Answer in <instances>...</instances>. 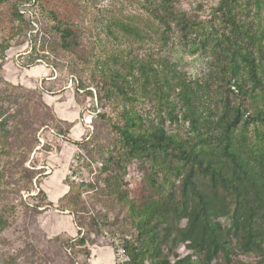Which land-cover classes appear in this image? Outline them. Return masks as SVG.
I'll use <instances>...</instances> for the list:
<instances>
[{"label":"trees","instance_id":"16d2710c","mask_svg":"<svg viewBox=\"0 0 264 264\" xmlns=\"http://www.w3.org/2000/svg\"><path fill=\"white\" fill-rule=\"evenodd\" d=\"M144 6L152 33L136 16L108 20L107 35L129 46L107 51L98 43L86 76L76 73L77 94L95 95L103 112L91 138L75 145L100 146L102 124L119 144L113 163L102 164L90 185L98 203L124 212L136 231L121 246L126 264H230L234 246L243 257L238 264H264V0H219L210 22L177 10L173 0H145ZM14 15L26 22L20 10ZM48 19L54 26L42 28V49L53 55L79 46L77 31L52 12ZM175 35L184 49L210 57L206 77L190 79L166 54ZM45 57L39 59L51 63ZM140 101L155 107L153 118L139 110ZM10 121H0L2 132ZM167 123L186 125L185 134L167 131ZM39 128L49 126L41 121ZM133 165L144 172L143 197H133L124 178ZM67 184L58 207L95 231L96 218L107 215L85 202L75 183ZM224 218L228 227L219 221ZM7 224L0 216V230Z\"/></svg>","mask_w":264,"mask_h":264},{"label":"rangeland","instance_id":"374dc122","mask_svg":"<svg viewBox=\"0 0 264 264\" xmlns=\"http://www.w3.org/2000/svg\"><path fill=\"white\" fill-rule=\"evenodd\" d=\"M144 2L31 0L24 4L23 0H7L0 3V121L4 117L13 120L5 132L0 130L1 143L5 145L0 146L4 150L0 161V216L8 221L6 228L0 230V264H106L98 259L110 256L114 261L117 248L135 239L136 231L124 212L110 204L98 203L92 187L102 164L113 163L119 145L117 137L109 134L102 124L100 146L90 144L84 150L75 145L91 138L96 116L103 112L95 95L84 96V91L77 94L76 73L83 72L86 76L83 70L99 54L98 43L107 51L129 46L125 41L116 43L107 35L108 20L136 16L141 18V26H148L152 33ZM218 2L173 0V5L195 19L210 22ZM16 9L25 13V23L16 21ZM51 12L78 32L79 46L53 55L41 48L42 28L54 26L48 19ZM180 42L175 35L166 54L173 57L190 79L206 77L210 57L202 52L192 54L193 47L184 49ZM137 52L141 56L145 54V51ZM44 56L51 63L39 59ZM44 87L48 92H43ZM90 91L95 92L93 88ZM137 105L145 114L155 116L152 104L140 101ZM32 119L36 121L29 128ZM41 121L47 122L48 130L39 128ZM186 127L166 124L167 131L181 135ZM88 164L90 167L82 168ZM25 169L35 172L29 174ZM124 178L133 197L144 196V172L139 165L129 167ZM67 180L76 184L85 202L97 210L102 208V213L107 215L106 219L96 218L95 231L78 225L72 213L58 207L59 200L69 191ZM40 190L43 194H39ZM219 221L223 227L230 225L227 218ZM81 238L87 240L85 247L77 245ZM242 258L234 246L230 264H238ZM256 259L255 256L251 260ZM218 264L227 263L219 259Z\"/></svg>","mask_w":264,"mask_h":264},{"label":"built area","instance_id":"2783aa9c","mask_svg":"<svg viewBox=\"0 0 264 264\" xmlns=\"http://www.w3.org/2000/svg\"><path fill=\"white\" fill-rule=\"evenodd\" d=\"M115 264H126L128 262V256L124 248L119 247L114 254Z\"/></svg>","mask_w":264,"mask_h":264},{"label":"crops","instance_id":"0c3cea01","mask_svg":"<svg viewBox=\"0 0 264 264\" xmlns=\"http://www.w3.org/2000/svg\"><path fill=\"white\" fill-rule=\"evenodd\" d=\"M106 253H107V252H106ZM110 253H111V252H110ZM110 253H109V252L107 253L108 256L111 255ZM98 260H99L100 263L103 262V263H106V264H114L113 257H110V256H109L107 259H101V258H99ZM99 262H98V263H99Z\"/></svg>","mask_w":264,"mask_h":264}]
</instances>
